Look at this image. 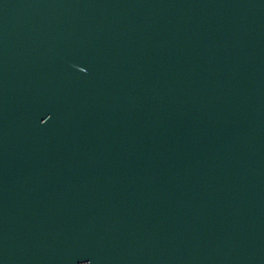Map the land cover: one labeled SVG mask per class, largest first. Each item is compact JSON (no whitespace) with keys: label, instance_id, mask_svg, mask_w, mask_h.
Wrapping results in <instances>:
<instances>
[{"label":"water","instance_id":"95a60500","mask_svg":"<svg viewBox=\"0 0 264 264\" xmlns=\"http://www.w3.org/2000/svg\"><path fill=\"white\" fill-rule=\"evenodd\" d=\"M0 264H264V0H0Z\"/></svg>","mask_w":264,"mask_h":264}]
</instances>
